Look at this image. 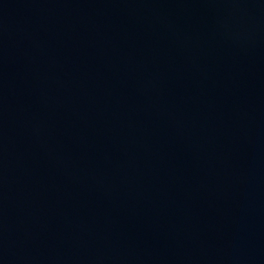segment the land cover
Instances as JSON below:
<instances>
[{"label":"water","instance_id":"obj_1","mask_svg":"<svg viewBox=\"0 0 264 264\" xmlns=\"http://www.w3.org/2000/svg\"><path fill=\"white\" fill-rule=\"evenodd\" d=\"M0 264H264V0H0Z\"/></svg>","mask_w":264,"mask_h":264}]
</instances>
